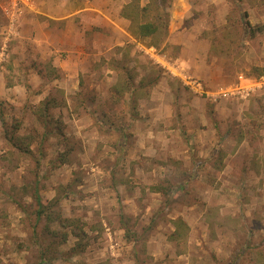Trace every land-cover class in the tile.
I'll use <instances>...</instances> for the list:
<instances>
[{
    "label": "rangeland",
    "instance_id": "obj_1",
    "mask_svg": "<svg viewBox=\"0 0 264 264\" xmlns=\"http://www.w3.org/2000/svg\"><path fill=\"white\" fill-rule=\"evenodd\" d=\"M171 1L157 47L66 77L0 0V264H264V91L224 97L264 73V0Z\"/></svg>",
    "mask_w": 264,
    "mask_h": 264
},
{
    "label": "crops",
    "instance_id": "obj_2",
    "mask_svg": "<svg viewBox=\"0 0 264 264\" xmlns=\"http://www.w3.org/2000/svg\"><path fill=\"white\" fill-rule=\"evenodd\" d=\"M130 1L7 0L4 9L8 10L5 15L9 27L5 39L11 35L21 37L18 28L21 18L25 16L24 22L27 17L31 18L34 31L27 38V43L40 53L41 59L50 60L52 68L64 72L66 77L78 75L88 71L90 62L110 55L116 45L124 44L131 37L130 21L122 16L123 8ZM54 80L53 83H58L60 89L71 87L69 79L59 80L56 77ZM78 84L77 81L72 87ZM21 87L27 90V86ZM17 88V85L7 87L4 82L0 83V98L16 103ZM44 94L46 92L42 91L36 96L41 100Z\"/></svg>",
    "mask_w": 264,
    "mask_h": 264
},
{
    "label": "trees",
    "instance_id": "obj_3",
    "mask_svg": "<svg viewBox=\"0 0 264 264\" xmlns=\"http://www.w3.org/2000/svg\"><path fill=\"white\" fill-rule=\"evenodd\" d=\"M171 2V0H149L146 5H142L141 0H131L130 3L125 5L122 10V16L130 21L129 29L131 35L138 40L150 39V45L157 47L162 41V39L165 38L168 34L170 18L169 7L171 6ZM251 31L252 34H255L256 30L254 28H251ZM50 67L52 68V66ZM124 70H126V68H124ZM29 88L30 86L27 87L28 91ZM134 94L135 92H130L132 100H134ZM53 103V100L45 99L41 103V107H44L42 112L44 114L47 113ZM134 105L135 104H133V106ZM41 118L43 119L42 121H44L45 116L42 117L41 114H39V120ZM0 120L4 129V138L8 140V142L12 143L14 146L18 147L19 144L18 140H16L15 134L17 133V131L20 130L21 124H19L18 122L17 124L15 123L9 126L8 123L5 121L3 115H0ZM43 123L46 125L45 121ZM19 147L21 148V146ZM26 149H28V147ZM27 152L31 153V150L29 149L27 150ZM35 196L37 204L39 206V215L41 216L44 213V209L46 206L43 204L41 196L37 192ZM57 201L58 200H55L54 202Z\"/></svg>",
    "mask_w": 264,
    "mask_h": 264
},
{
    "label": "built area",
    "instance_id": "obj_4",
    "mask_svg": "<svg viewBox=\"0 0 264 264\" xmlns=\"http://www.w3.org/2000/svg\"><path fill=\"white\" fill-rule=\"evenodd\" d=\"M8 12V10H5ZM257 91H264V73L259 75L258 78H247L243 75L240 76V84L231 92H225L224 97L232 95V97H241L242 99L248 98L251 94Z\"/></svg>",
    "mask_w": 264,
    "mask_h": 264
}]
</instances>
